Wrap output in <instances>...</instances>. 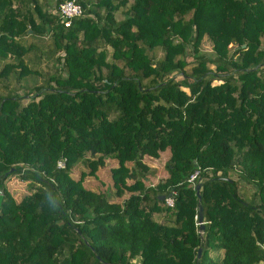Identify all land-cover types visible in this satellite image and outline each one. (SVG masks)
Returning a JSON list of instances; mask_svg holds the SVG:
<instances>
[{"label": "trees", "instance_id": "obj_1", "mask_svg": "<svg viewBox=\"0 0 264 264\" xmlns=\"http://www.w3.org/2000/svg\"><path fill=\"white\" fill-rule=\"evenodd\" d=\"M62 1L0 0V264H264V0Z\"/></svg>", "mask_w": 264, "mask_h": 264}, {"label": "rangeland", "instance_id": "obj_2", "mask_svg": "<svg viewBox=\"0 0 264 264\" xmlns=\"http://www.w3.org/2000/svg\"><path fill=\"white\" fill-rule=\"evenodd\" d=\"M53 2V0H52ZM54 3V2H53ZM53 3L50 4L51 7H54ZM38 41V40H37ZM51 38L50 37H46V38H43L42 39V44L44 45V47H49L51 48V46L49 45L51 43ZM42 45V46H43ZM202 51L207 53V54H210L212 53L211 51V45L209 43L208 40H203L202 42ZM50 50L46 53V54H49L50 55ZM192 54L191 55H188L187 57V60L192 62ZM213 67V66H211ZM242 91H247L243 88ZM236 93V92H235ZM249 96H252L251 93H249ZM26 99H23V101H25ZM256 117V114L255 112H251V116H250V113L249 115L247 116V123L248 122H251L254 118ZM257 118V117H256ZM250 127V125H249ZM245 137H246V134H245ZM168 157V152L167 151H163L162 154H160V157L158 158H146V159H151L149 160L150 163H153L154 165H157L155 166L156 167V173L155 175H150L149 176V182H153L155 180V176H160L162 174H165L166 173V167H165V161ZM107 159V158H106ZM116 162V159H112V158H108L106 160V162L104 163V165H100L97 170H96V173L93 175V174H90V173H87L84 177V185H86L87 187H91V188H96L97 184L99 183H104L106 185V189L108 190L110 187V184L108 181H110V166L111 164H114ZM84 170H88V167L85 165V163L83 162H77L74 167H73V170L71 172V175L73 177H78L80 172ZM160 171V172H159ZM13 179H11L12 181H9L7 183V186L9 189H12V192L13 194L19 198L22 194L28 192L31 187L29 186V183L25 180H22V179H19V178H16L14 176H12ZM234 178H237L235 175L233 176ZM105 181V182H104ZM101 186L103 184H100ZM112 190V189H111ZM113 191V190H112ZM115 198H119V197H116ZM157 218H159L160 216L157 215L156 216ZM221 250H218L216 253H220Z\"/></svg>", "mask_w": 264, "mask_h": 264}, {"label": "built area", "instance_id": "obj_3", "mask_svg": "<svg viewBox=\"0 0 264 264\" xmlns=\"http://www.w3.org/2000/svg\"><path fill=\"white\" fill-rule=\"evenodd\" d=\"M57 11L60 15V18L66 26L70 25L73 17L80 16L83 14L82 6L75 0H64L58 4ZM65 160L60 158L57 160V167H64ZM198 171L195 170L191 175L189 180H193L197 177ZM167 204L171 205L173 200L171 197H168L166 200Z\"/></svg>", "mask_w": 264, "mask_h": 264}, {"label": "water", "instance_id": "obj_4", "mask_svg": "<svg viewBox=\"0 0 264 264\" xmlns=\"http://www.w3.org/2000/svg\"><path fill=\"white\" fill-rule=\"evenodd\" d=\"M12 169H13V167H11L7 172H5V174L10 172ZM200 186H201V180L199 179L195 184V190H196V194L198 196V203H197L198 226L200 229V234L202 235V231L204 228V215H203V206L201 203ZM2 195H3V192H2V189L0 188V206H1V201H2ZM164 197H165L164 194H162L160 196L161 199H163ZM201 253H202V246L200 245L197 249L196 259H199Z\"/></svg>", "mask_w": 264, "mask_h": 264}, {"label": "crops", "instance_id": "obj_5", "mask_svg": "<svg viewBox=\"0 0 264 264\" xmlns=\"http://www.w3.org/2000/svg\"><path fill=\"white\" fill-rule=\"evenodd\" d=\"M162 154V153H161ZM160 157V156H159ZM146 158H155V157H150V156H145L144 157V160L147 162V163H149L151 166H153L154 168H155V170H156V167L155 166H157V165H154L153 163H150V161L149 160H151V159H146ZM156 158H158V157H156ZM108 159V158H107ZM107 159H105V162H106V160ZM110 159V158H109ZM112 159H114V158H112ZM116 163H117V160H116V162L114 163V164H111V166L110 167H112V166H114V165H116ZM109 167V168H110ZM160 172V171H159ZM156 173V172H155ZM167 174V170H166V173L165 174H162V175H160V176H164V175H166ZM155 175V174H154ZM160 176H155V180L153 181V182H155L156 180H157V178L158 177H160ZM118 200H120L119 198H117Z\"/></svg>", "mask_w": 264, "mask_h": 264}, {"label": "clouds", "instance_id": "obj_6", "mask_svg": "<svg viewBox=\"0 0 264 264\" xmlns=\"http://www.w3.org/2000/svg\"><path fill=\"white\" fill-rule=\"evenodd\" d=\"M83 14H84V11H83ZM83 14H82V15H83ZM82 15H80V16H82ZM76 17H79V16H76ZM73 18H74V17H73ZM73 18H72V19H73ZM61 20H62V19H61ZM71 21H72V20H71ZM63 23H64V22H63ZM64 25H65V24H64ZM57 160H58V159H57ZM56 163H57V162H56ZM59 168H62V167H59Z\"/></svg>", "mask_w": 264, "mask_h": 264}]
</instances>
